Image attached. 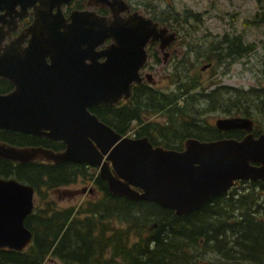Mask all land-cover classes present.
<instances>
[{
  "label": "water",
  "instance_id": "water-1",
  "mask_svg": "<svg viewBox=\"0 0 264 264\" xmlns=\"http://www.w3.org/2000/svg\"><path fill=\"white\" fill-rule=\"evenodd\" d=\"M70 1L0 0V77L13 85L0 93V130L64 144L54 150L0 139V158L86 163L98 168L112 194L153 201L177 215L200 208L238 180L264 181V132L254 135L248 116L214 122L220 131L244 129L241 138L188 137L182 149H173L147 136H123L92 113V105L127 99L131 85L144 79L146 46L158 41L164 50L175 31L131 11L126 0H88V6H108L109 15L72 9L66 17L61 7ZM27 14L31 23L11 37ZM33 207L31 185L0 176V248L22 250L30 243L24 219Z\"/></svg>",
  "mask_w": 264,
  "mask_h": 264
},
{
  "label": "trees",
  "instance_id": "trees-1",
  "mask_svg": "<svg viewBox=\"0 0 264 264\" xmlns=\"http://www.w3.org/2000/svg\"><path fill=\"white\" fill-rule=\"evenodd\" d=\"M189 12L196 16L189 10L182 13ZM175 18L173 14L157 17L164 24ZM243 42L241 35L223 33L200 57L212 66L242 56L250 49ZM198 77L188 71L177 75V93L147 83L133 84L129 99L89 109L122 135L134 123L136 136L175 149L188 137L213 140L244 134L242 129L220 131L203 123L206 118L200 119L201 114L219 112L252 119L264 115V88L215 85L195 92ZM10 86L0 77V91ZM158 113L164 121L147 120ZM253 131L260 133L256 128ZM0 139L16 145L63 148L61 141L7 129L0 130ZM0 176L31 185L35 198L32 212L24 219L32 232L31 242L22 250L0 248V264H53V260L60 264H264L262 180H239L200 208L177 215L153 201L112 194L96 168L86 163H18L0 158ZM83 180L91 182L96 198L67 207H56L47 198L50 189Z\"/></svg>",
  "mask_w": 264,
  "mask_h": 264
},
{
  "label": "rangeland",
  "instance_id": "rangeland-1",
  "mask_svg": "<svg viewBox=\"0 0 264 264\" xmlns=\"http://www.w3.org/2000/svg\"><path fill=\"white\" fill-rule=\"evenodd\" d=\"M127 1L131 4V10H137L151 18L155 16L156 21H158L157 17L161 15L173 14L176 17L174 20H169L168 24L165 23L170 30L176 32L175 41L167 49L171 53L170 57L163 63L164 53L159 49L154 53L152 50L155 57L153 60H148L147 67L142 71L150 74L151 79L147 81L145 76L144 80L156 89L177 93V75L185 73V71H188L190 75L197 74L199 76L195 92L201 88L208 90L215 85H228L244 89L253 86L264 88V0ZM185 10L195 13L196 16L190 12L184 16L182 12ZM178 12L179 15H177ZM223 33L241 35L243 43L250 49L242 56L226 58L218 64L213 62L208 69L201 70L200 66L205 61L200 57V54L204 52L205 48L209 49L210 43L217 41ZM204 116L206 119L202 120L203 123L214 125L216 118L226 115L219 112H207L201 114L199 118L203 119ZM147 120L160 122L164 121V116L161 113L149 115ZM253 121L254 129L263 132L264 115L253 119ZM126 135L136 136L134 123ZM92 187L89 181H78L74 184L50 189L47 198L52 200L56 207H67L96 198V191H89V188ZM83 188H85L84 191ZM52 263L60 264L58 260H53Z\"/></svg>",
  "mask_w": 264,
  "mask_h": 264
},
{
  "label": "flooded vegetation",
  "instance_id": "flooded-vegetation-1",
  "mask_svg": "<svg viewBox=\"0 0 264 264\" xmlns=\"http://www.w3.org/2000/svg\"><path fill=\"white\" fill-rule=\"evenodd\" d=\"M87 1L88 0H71L70 2H69V4H64L63 6H62V12H63V14H64V16H68V14L70 13V11L72 10V9H79V10H81V9H93L96 13H98V14H101V15H109V13H110V11H109V7L108 6H100V5H96V6H88L87 5ZM125 15V14H124ZM31 21H32V17L31 16H25L24 18H22L21 20H19L18 21V23H17V31H14V32H12L11 33V37H14V36H16L17 34H18V32L21 30V29H23V28H25L26 26H28L30 23H31ZM8 40H9V37H7L6 38V42H8ZM25 40V42H26V38L24 39ZM25 42L23 43V44H25ZM109 42V40L108 41H106V43H108ZM173 42H171V44H172ZM171 44L170 45H168L166 48L167 49H169V46H171ZM158 45H159V42L157 41L156 43H153V44H149V45H147L146 47H147V51H148V54L149 53H152V50H153V53L157 50V49H159L160 50V48L158 47ZM161 51V50H160ZM161 52H163V51H161ZM152 53V55H153V57L151 58V60H153V58L155 57L154 56V54ZM164 53V54H163ZM162 54H163V58H162V62L163 63H165L166 61H167V59L170 57V55H171V53H170V51H168L167 50V55L165 54V52H163ZM158 60V59H157ZM2 78V77H1ZM4 79V78H3ZM6 80V79H5ZM9 82V81H8ZM10 83V82H9ZM11 84V86H10V88H8L7 90H5V91H0V93H6V92H8V91H10L12 88H13V85H12V83H10ZM92 189V188H91ZM83 191L85 190V188H83L82 189ZM90 191H93V190H90Z\"/></svg>",
  "mask_w": 264,
  "mask_h": 264
}]
</instances>
